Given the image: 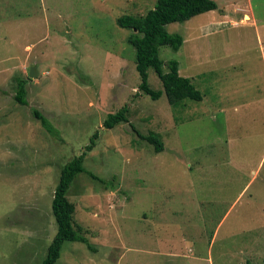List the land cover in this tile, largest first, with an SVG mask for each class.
I'll return each instance as SVG.
<instances>
[{"label":"rangeland","instance_id":"1","mask_svg":"<svg viewBox=\"0 0 264 264\" xmlns=\"http://www.w3.org/2000/svg\"><path fill=\"white\" fill-rule=\"evenodd\" d=\"M156 1L0 0V264H42L61 170L96 131L84 167L107 183L80 173L68 194L93 249L66 241L57 264H264V0H215L167 25L185 40L161 48L164 70L178 60L203 94L177 107L139 92L132 30L117 22ZM149 82L164 88L153 68ZM125 104L129 121L104 128Z\"/></svg>","mask_w":264,"mask_h":264},{"label":"trees","instance_id":"2","mask_svg":"<svg viewBox=\"0 0 264 264\" xmlns=\"http://www.w3.org/2000/svg\"><path fill=\"white\" fill-rule=\"evenodd\" d=\"M218 9L215 0H157L154 8L143 16L125 14L118 17L120 27L131 29L128 42L135 49L136 70L139 76V92L147 94L153 100L159 99L164 93L172 107H177L185 99L200 101L203 99L202 92L193 83L192 78L180 74L179 61L170 59L166 62L167 71L164 70V61L160 57L163 46H169L178 51L183 43L184 37L178 32H169L167 25L174 22H184L199 14ZM153 68L163 83L162 89H154L149 82V69ZM17 92L15 100L21 105H28L27 80L17 81ZM33 117L41 123L46 131L55 136H60V131L39 109L32 108ZM129 106L125 104L119 110L107 115L103 122L104 128L111 129L118 124L127 123ZM132 129L137 135L154 145V150L160 152L164 149V143L158 134L150 132L141 133L134 124ZM99 131H96L85 145L82 152L66 163L59 177L52 200V211L57 224V231L51 241L47 254L42 264H57L61 257L63 245L66 241H78L85 243L88 248L93 249L88 237L82 227L76 228L73 223L74 204L69 200L68 194L76 177L80 173H87L92 179L103 183L107 181L84 167V161L89 151L97 144ZM114 180H110L107 186H114ZM247 264H254L248 261Z\"/></svg>","mask_w":264,"mask_h":264},{"label":"crops","instance_id":"3","mask_svg":"<svg viewBox=\"0 0 264 264\" xmlns=\"http://www.w3.org/2000/svg\"><path fill=\"white\" fill-rule=\"evenodd\" d=\"M257 26H258V25H257ZM263 41H264V40H263L262 38L259 39V42H260V44L262 45V47H263V49H264ZM214 70H215L214 67L210 68V72H212V71H214ZM187 77L192 78V76H187Z\"/></svg>","mask_w":264,"mask_h":264},{"label":"water","instance_id":"4","mask_svg":"<svg viewBox=\"0 0 264 264\" xmlns=\"http://www.w3.org/2000/svg\"><path fill=\"white\" fill-rule=\"evenodd\" d=\"M35 75H36L35 67H32V68H31V71H30V77H31V78H34Z\"/></svg>","mask_w":264,"mask_h":264}]
</instances>
